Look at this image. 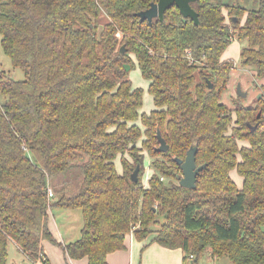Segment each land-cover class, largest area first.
<instances>
[{"label": "trees", "instance_id": "trees-1", "mask_svg": "<svg viewBox=\"0 0 264 264\" xmlns=\"http://www.w3.org/2000/svg\"><path fill=\"white\" fill-rule=\"evenodd\" d=\"M155 1L0 0L3 50L25 74L0 70V264L9 242L47 260L43 242L59 243L49 228L54 207L81 211L80 236L62 248L88 264H107L128 232L180 247L193 263L209 251L264 264V0L250 8L192 0L198 23L175 5L141 20ZM235 37L246 40L240 57L261 80L254 104L222 98L234 64L223 53ZM135 61L153 96L149 112L130 79ZM193 143L205 166L186 187L175 158Z\"/></svg>", "mask_w": 264, "mask_h": 264}, {"label": "crops", "instance_id": "crops-1", "mask_svg": "<svg viewBox=\"0 0 264 264\" xmlns=\"http://www.w3.org/2000/svg\"><path fill=\"white\" fill-rule=\"evenodd\" d=\"M223 57L232 59L225 54V51ZM74 211L62 207H54L49 210V228L59 242L53 243L47 239L43 242L49 264H88L87 256L73 258L68 256L62 248V244L75 240L80 236V228L79 230L76 229L71 221V215ZM60 216L63 219L58 221L57 218ZM124 243L125 245L122 248L115 249L107 254V264H232L227 256L212 255L209 251L201 254L197 261L193 263L191 258L185 259L182 248L161 245L151 241L150 237L139 239L135 237L133 232L126 233ZM23 257L28 259L24 254ZM32 261L30 262L37 264ZM9 264H13V261H10Z\"/></svg>", "mask_w": 264, "mask_h": 264}, {"label": "rangeland", "instance_id": "rangeland-1", "mask_svg": "<svg viewBox=\"0 0 264 264\" xmlns=\"http://www.w3.org/2000/svg\"><path fill=\"white\" fill-rule=\"evenodd\" d=\"M226 2H238L240 5L245 7H256L258 5V0H224ZM229 18V17H228ZM246 45V40L234 38L232 39L228 46L225 49V54L232 58L233 60V68L230 73V80L228 82L226 90L222 94L223 101L228 104H232V97L237 96L236 85L240 82L241 89L247 92V95L244 98V103H255L257 95L259 94V87L261 80L257 79L256 81L253 80V73L255 72V66L252 64H246L242 61L240 57V50L241 48ZM0 70L7 72L12 78L14 79H24L25 74L21 67L14 66L11 62L10 57L4 52L2 44H1V36H0ZM129 75L134 86H140L143 89V104L141 107V111L149 112L154 107L153 96L148 90V81L146 78L143 77L141 71L135 61L134 64L129 65ZM246 98V99H245ZM144 158V167L145 172L143 175L144 183L146 182L148 176L152 172V168L150 167L149 163L151 158L147 151L145 152ZM116 166L118 170L121 171L122 165L120 158L117 157ZM231 176L236 181L238 185L242 183L241 175L236 171V169L231 170ZM57 217V215H56ZM62 216L58 217L57 220L60 221ZM72 224L75 226L76 229L79 230L82 226V213L79 209L75 210L71 215ZM157 227V225H154ZM152 234H150L151 236ZM30 259H26L23 257L21 251L16 247L13 242H9L8 245V264L10 261H13V264H33L31 263ZM33 262V261H32Z\"/></svg>", "mask_w": 264, "mask_h": 264}, {"label": "water", "instance_id": "water-1", "mask_svg": "<svg viewBox=\"0 0 264 264\" xmlns=\"http://www.w3.org/2000/svg\"><path fill=\"white\" fill-rule=\"evenodd\" d=\"M191 1L192 0H157L152 2L148 8L140 10L138 15L140 16L141 20L147 19L148 21H152V19L156 16L162 19L165 10L172 5H175L179 8L184 17H190L195 23H198V12L191 6ZM120 49L121 51H125L124 45H122ZM208 83L209 86H212V82L208 81ZM236 91L239 96L245 97L247 95V92L241 89L240 82H238L236 85ZM260 95L261 94L259 93L257 97ZM248 125L250 126L251 130L256 127V124L248 123ZM156 137L158 140L156 149L159 151L167 150L168 144L159 130L156 132ZM196 151L197 144L193 143L188 147L184 158H175L181 171L179 174H177L180 185L194 187L196 185L198 172L205 166V163L200 165L196 164ZM138 171L139 165H136L130 173V178L132 180L138 179Z\"/></svg>", "mask_w": 264, "mask_h": 264}, {"label": "built area", "instance_id": "built-area-1", "mask_svg": "<svg viewBox=\"0 0 264 264\" xmlns=\"http://www.w3.org/2000/svg\"><path fill=\"white\" fill-rule=\"evenodd\" d=\"M54 192L51 187L48 188V196L51 197L53 196ZM192 256V255H191ZM37 264H49L47 260H45V257H41V260L39 262H36Z\"/></svg>", "mask_w": 264, "mask_h": 264}]
</instances>
